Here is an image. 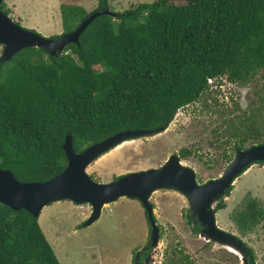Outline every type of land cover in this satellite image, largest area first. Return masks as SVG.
I'll list each match as a JSON object with an SVG mask.
<instances>
[{"label":"trees","instance_id":"1","mask_svg":"<svg viewBox=\"0 0 264 264\" xmlns=\"http://www.w3.org/2000/svg\"><path fill=\"white\" fill-rule=\"evenodd\" d=\"M0 8L8 14L4 0ZM100 9L112 10L108 0H98L91 12ZM91 12L61 4L63 33ZM113 12L94 18L78 45L67 44L62 54L26 47L0 60V168L17 180L43 182L60 173L66 135L81 152L120 131L168 125L179 108L209 89L208 79L225 76L245 84L258 73L264 79V0H155ZM256 110L262 122L254 109L246 118L236 115L233 150L260 139L262 131L253 124L264 128V103ZM179 154L187 159L192 153L183 148ZM220 158L231 159L225 152ZM239 206L232 220L245 235L264 219V210L256 199ZM225 207L220 198L214 210ZM186 217L198 233L201 225L189 210ZM239 240L254 264L253 250ZM177 254L172 250L165 264H188V255ZM0 264H60L38 217L1 203Z\"/></svg>","mask_w":264,"mask_h":264},{"label":"rangeland","instance_id":"2","mask_svg":"<svg viewBox=\"0 0 264 264\" xmlns=\"http://www.w3.org/2000/svg\"><path fill=\"white\" fill-rule=\"evenodd\" d=\"M152 1L155 0H108V4L113 11L122 12L137 3ZM4 3L9 10L7 15L21 27L51 37L64 31L61 4H78L91 12L98 0H4ZM2 50L0 45V56ZM208 83L209 89L197 101L179 108L164 131L127 139L112 147L87 166L88 175L100 182H110L132 171L158 167L171 154L180 158V150L187 148L192 154L180 161L192 167L198 184L218 177L236 152L230 135L233 127L239 125L236 115L245 114L246 118L254 109L257 122H262L256 108L264 103V79L258 73L245 84L232 83L225 76ZM241 124L245 130L247 122ZM253 125L262 131L261 137L249 139L244 147L264 141V128L256 122ZM224 152L231 158L229 162L220 158ZM247 199H256L264 210V163L252 164L235 179L230 195L224 197L226 207L216 212L215 219L220 229L239 237L253 250L254 264H264V219L245 235L232 220L235 210ZM150 202L159 228L155 247L161 255L160 264H165L175 249L178 254L188 255V264H241L236 254L191 230L194 220L191 225L187 221L189 205L181 193L155 191ZM90 209V205L63 200L40 211L38 223L60 264H133L135 254L148 243L151 246V225L138 199L119 198L103 207L98 219L84 226Z\"/></svg>","mask_w":264,"mask_h":264},{"label":"water","instance_id":"3","mask_svg":"<svg viewBox=\"0 0 264 264\" xmlns=\"http://www.w3.org/2000/svg\"><path fill=\"white\" fill-rule=\"evenodd\" d=\"M100 14L114 16V12L110 9L93 11L72 31L62 33L57 38H50L21 27L0 8V45L3 46L0 60H8L26 47H39L50 55L62 54L67 44L78 45L82 31ZM167 126L165 124L153 130L120 131L89 145L81 152L74 151L71 137L66 135L62 145L66 155V165L52 178L43 182H24L17 180L10 170L0 168V203L14 210L25 209L35 217H38L44 206L54 202L70 200L77 204H87L91 209L83 225L88 226L98 219L103 207L119 198H135L141 202L146 211L151 225L149 239L151 246L155 247L159 240V228L154 219L155 213L150 198L155 191L174 190L181 193L188 201L190 213L201 225L199 235L203 239L233 249L241 259V264H250L242 242L232 233L216 225L214 205L220 198L226 197V190L248 167L254 163H264V144L236 150L233 159L218 177L201 184L196 182L192 167L183 164L175 153L158 167L132 171L110 182L92 179L86 172L91 162L112 147L127 139L144 138L160 133ZM160 257L155 247L148 251L143 264H160ZM138 258L139 251L135 254L134 262Z\"/></svg>","mask_w":264,"mask_h":264},{"label":"flooded vegetation","instance_id":"4","mask_svg":"<svg viewBox=\"0 0 264 264\" xmlns=\"http://www.w3.org/2000/svg\"><path fill=\"white\" fill-rule=\"evenodd\" d=\"M112 181V180H111ZM153 208H154V206H153ZM144 211H145V209H144ZM189 213H190V211H189ZM145 214H146V211H145ZM190 215H191V218L192 219H194V218H196L195 216H193L191 213H190ZM146 218H147V216H146ZM147 221H148V219H147ZM149 222V221H148ZM149 232H150V228H149ZM151 249V246H150V244L148 243L147 245H145V246H143L140 250L141 251H139V258L137 259V262H135V264H142V261H143V259H144V257L146 256V254L148 253V251ZM134 264V263H133Z\"/></svg>","mask_w":264,"mask_h":264},{"label":"bare ground","instance_id":"5","mask_svg":"<svg viewBox=\"0 0 264 264\" xmlns=\"http://www.w3.org/2000/svg\"><path fill=\"white\" fill-rule=\"evenodd\" d=\"M226 249H228V251H230V252H232V253H234V254H236L237 255V252L236 251H234L233 249H231V248H226Z\"/></svg>","mask_w":264,"mask_h":264},{"label":"built area","instance_id":"6","mask_svg":"<svg viewBox=\"0 0 264 264\" xmlns=\"http://www.w3.org/2000/svg\"><path fill=\"white\" fill-rule=\"evenodd\" d=\"M208 80H212V79H208Z\"/></svg>","mask_w":264,"mask_h":264}]
</instances>
